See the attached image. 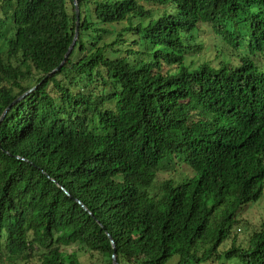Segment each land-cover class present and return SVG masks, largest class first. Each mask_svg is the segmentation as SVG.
<instances>
[{
	"label": "trees",
	"instance_id": "1",
	"mask_svg": "<svg viewBox=\"0 0 264 264\" xmlns=\"http://www.w3.org/2000/svg\"><path fill=\"white\" fill-rule=\"evenodd\" d=\"M76 2L48 75L73 0H0V264H264V0Z\"/></svg>",
	"mask_w": 264,
	"mask_h": 264
},
{
	"label": "rangeland",
	"instance_id": "2",
	"mask_svg": "<svg viewBox=\"0 0 264 264\" xmlns=\"http://www.w3.org/2000/svg\"><path fill=\"white\" fill-rule=\"evenodd\" d=\"M115 28L118 29V26H116ZM205 31L207 33L208 39L206 38ZM198 36L201 40L205 41L204 48L201 51L200 55L196 54L195 56L192 57V59L193 58L196 59L197 60L196 62L201 60L216 61L215 50L213 48L208 47L209 45H212L209 31L203 28L200 30ZM173 157L172 156L168 157V159L166 160L164 158V162L160 164L161 169L158 171L156 180L154 182V185L156 187L159 186L160 182L169 178L174 179L173 180L174 183H177L180 180H182V178L186 179L188 176H190L191 171L189 166L182 164L180 160H178L176 157L174 158ZM149 191H151V188L149 189ZM238 212H239L238 214L239 218L245 220V224L243 231L242 228L241 231H238V228L235 229L236 235L238 236L239 239L238 241H243L245 243L246 241L245 235H247L250 229H252L253 227H257L260 224V222L264 219V186L261 196L258 198V200H256L255 202H250L248 205L243 207L242 210H239ZM228 245L229 243L226 242L223 245H221L220 248L222 249L228 247ZM72 249L73 247L67 248L66 250H72ZM79 255L81 254L79 253ZM80 262L82 264L88 263L82 256L80 257Z\"/></svg>",
	"mask_w": 264,
	"mask_h": 264
},
{
	"label": "water",
	"instance_id": "3",
	"mask_svg": "<svg viewBox=\"0 0 264 264\" xmlns=\"http://www.w3.org/2000/svg\"><path fill=\"white\" fill-rule=\"evenodd\" d=\"M73 2H74V6H75V18H76V28H75V34H74V37H73V41L69 45L67 51L65 52V54H64V56L62 58V61L59 63V65L57 67H55L50 73H48V75H51V74L55 73L56 71H58L60 69V67L63 65V63L68 58V55H69V53H70V51H71V49H72V47H73V45L75 43V40L77 38V35H78V23H79V10H78V5H77L76 0H73ZM28 92H30V91H28ZM21 97H23V95H21L20 97H18V99L21 98ZM7 110H8V107H6L3 110L2 114L0 115V121L2 120L3 116L6 114ZM76 201L80 204V206L83 209H85L86 211H88L87 208L79 200L76 199ZM106 236H107V238L109 240V244H110V246L112 248V254H111V258H110L111 263L112 264H119V262L117 261L115 242H114L113 238L111 237V235L109 233L106 232Z\"/></svg>",
	"mask_w": 264,
	"mask_h": 264
},
{
	"label": "crops",
	"instance_id": "4",
	"mask_svg": "<svg viewBox=\"0 0 264 264\" xmlns=\"http://www.w3.org/2000/svg\"><path fill=\"white\" fill-rule=\"evenodd\" d=\"M80 264H82V263L80 262ZM86 264H88V263H86Z\"/></svg>",
	"mask_w": 264,
	"mask_h": 264
}]
</instances>
